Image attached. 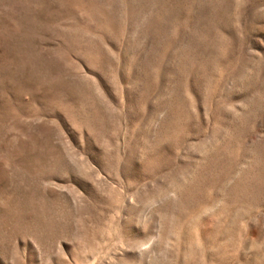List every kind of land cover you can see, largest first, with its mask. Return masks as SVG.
<instances>
[{"label": "rangeland", "instance_id": "374dc122", "mask_svg": "<svg viewBox=\"0 0 264 264\" xmlns=\"http://www.w3.org/2000/svg\"><path fill=\"white\" fill-rule=\"evenodd\" d=\"M0 264H264V0H0Z\"/></svg>", "mask_w": 264, "mask_h": 264}]
</instances>
